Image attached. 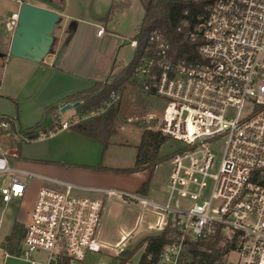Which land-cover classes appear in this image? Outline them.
I'll list each match as a JSON object with an SVG mask.
<instances>
[{
    "label": "built area",
    "instance_id": "1",
    "mask_svg": "<svg viewBox=\"0 0 264 264\" xmlns=\"http://www.w3.org/2000/svg\"><path fill=\"white\" fill-rule=\"evenodd\" d=\"M176 1L202 7L185 33L196 44L199 60L173 59L164 34L152 31L135 69L137 81L122 86L159 104L156 115L146 114L143 132L182 143L169 159L165 202L113 188L81 187L13 166L9 157L17 155L8 153L9 145L20 135L16 120L1 115L0 204L23 198L28 179L38 180L39 187L15 252L8 251L4 238L0 256L27 264H83L88 253L119 252L124 246L113 249L98 235L103 214L119 203L156 216L160 231L168 223L173 228L172 241L155 261L148 256V264H180L187 240L216 234L236 240L235 264H264V187L254 179L264 173V0ZM16 18L17 13L10 16L9 28ZM103 33L98 27L96 35ZM129 45L134 49L136 41ZM120 99H113L116 108ZM77 121L72 117V123ZM67 127L66 121L60 123V129ZM214 140H222L223 149L212 173ZM175 197L185 203H172ZM38 253L46 255L44 262L32 258ZM225 264L231 263L225 259Z\"/></svg>",
    "mask_w": 264,
    "mask_h": 264
},
{
    "label": "rangeland",
    "instance_id": "2",
    "mask_svg": "<svg viewBox=\"0 0 264 264\" xmlns=\"http://www.w3.org/2000/svg\"><path fill=\"white\" fill-rule=\"evenodd\" d=\"M24 1L39 5L33 0ZM110 2L112 1L94 0L93 10H98L101 5H106L110 8ZM121 2L126 3H122L125 4V7L122 8L118 6ZM16 4L17 2H15V0H0V45L4 44V48L2 47L3 50H1L4 54H6L8 50V46L6 45L10 34L7 25L8 18L12 12H18V9L15 8ZM114 5L115 8L110 14L108 13V15H110L109 20L106 23L101 22L100 24L103 29H106V36L115 34L119 36L120 39L121 37L125 39V41L122 39L118 40V45L113 52V57L117 59V66H122L127 64V62H123L120 59L127 61L131 59L132 50L129 47V40L133 38L141 24L143 9L139 0H115ZM93 31L95 30L93 29ZM114 38L115 37L112 36V40H114ZM93 47L94 44H91V48ZM112 47L110 41L98 45L95 54L107 56L113 49ZM92 52L93 50L91 49L90 54H92ZM90 57L89 55L88 58ZM107 57H105L106 62L109 60ZM16 60L18 59L11 56L0 58V115L16 120L17 132L32 128L37 123H41L45 133L42 132L44 138L28 142L24 141L19 147L18 138L9 145L11 148L8 153L16 154L17 152L18 154L16 157L10 156V161L14 165H20V163L29 161L33 162L35 158L38 159V163L48 167L73 170L78 167L82 168L98 164L100 160L105 163V159H110L112 162H115L116 159V163H120V165L125 166L127 169H141L144 166H148V168L146 167L147 170H153L155 166L162 163V159L165 156L170 159L173 152L182 146L181 142L171 139H167V141L160 143L158 142L157 135H152L151 133L147 134L141 131L142 128L146 126V114L149 113L152 116L156 115L159 111V104L156 101L142 98L139 90H128V92H124L122 87L120 104L119 107L114 110L112 123L109 128L107 149L105 153L102 154L103 147L100 142L93 138L80 135L70 129L69 126L75 114L74 107L63 112L61 117L59 116V105L64 99L77 92L76 90L78 88L76 90L75 88L73 89L76 85L75 82L66 76L60 75V73H51L50 71L41 73V78L38 76V79H35L37 75L28 68L29 65L27 64L29 63H20L17 61L19 65H15ZM102 69L103 68L98 69L96 75H101ZM14 71H16L15 73L17 74L19 73L17 79H14L12 75ZM78 81L79 80L76 82ZM79 83H83V81ZM77 85L79 89H86L84 88L86 87L84 84H82L84 86H80V84ZM5 95H11L12 100L4 98ZM52 107H57L58 109L54 112V116L53 114L50 116L46 115L47 110ZM92 115L87 114L83 120H87ZM129 120L130 122H128ZM62 121L68 123L66 129H60L59 124ZM127 124L128 126L126 127ZM151 125L154 126V122H152ZM49 127H53L54 129L49 130ZM124 128L125 130H123ZM211 147L215 157L212 173H215L222 155V140H214L211 142ZM169 159L154 171L153 177L157 179L156 181L160 182L163 177H165L166 173L168 176L170 171ZM37 181L38 180L34 178L28 179L24 196L20 200L5 206L0 204V241L9 236L11 237V245L15 244L17 241L19 243L23 226L28 220V214L34 200L35 192L39 187ZM134 183L135 181H124L122 191L138 194V191L134 190L136 187ZM113 189L119 190L117 187ZM79 195L83 196V194ZM172 203L183 205L185 202L175 197ZM127 212L128 213L124 215L123 222L124 224H128L127 230H130L134 226V218L139 215V212L135 213L130 209H128ZM119 218L120 214L115 211L108 216L105 225L106 232L109 235L107 241L113 244L115 240L118 239L116 233L118 230ZM145 221L143 224L142 222L139 224L137 230L132 234L130 239L127 240L125 245L128 246L129 249L139 243L144 237L143 234L147 232L145 229ZM19 247H21V249L23 248L22 245ZM116 252V250L108 249L98 254L88 253L83 264H111ZM142 253L143 246L137 248L129 261L125 264H139ZM32 258L42 263L46 255L44 253H38L32 255ZM225 259L228 263L235 264L238 261V256L235 252H230ZM0 264H6V257L0 256ZM7 264L23 263L13 258V260L8 261Z\"/></svg>",
    "mask_w": 264,
    "mask_h": 264
},
{
    "label": "trees",
    "instance_id": "3",
    "mask_svg": "<svg viewBox=\"0 0 264 264\" xmlns=\"http://www.w3.org/2000/svg\"><path fill=\"white\" fill-rule=\"evenodd\" d=\"M139 1L143 9V17L136 34L132 38V41H136V47L130 61L125 65L114 68L105 81L95 82L91 87L64 100V103H77L74 107L75 114L73 117H77L78 121L71 123L70 129L100 142L103 147L102 154L107 149L109 128L116 108V101H113V99L121 95L123 84L137 81L135 69L143 50L147 47V36L150 32L158 31L164 34L170 44V56L173 59H182L187 62H197L199 60L196 53V44L189 41L185 37V33L195 24V16L200 12L201 5H187L176 0ZM185 10H187V15H184ZM56 110L57 107L49 108L46 115L53 114L54 116ZM87 114L96 116L92 115L87 120H83ZM53 129V127H49V130ZM42 132L45 133L41 123H37L32 128L21 130L18 132L20 135L18 147L24 141L38 139L39 134ZM144 133L157 135L160 143L168 139V137L161 136L156 132L144 131ZM168 159L169 157L165 156L162 162ZM146 167L148 168V166H144L141 169H109L99 165L94 169L132 174L145 170ZM254 179L264 187V173H255ZM147 187L148 183L143 184L138 190V194L143 196ZM172 234L173 228L168 223L157 235L144 237L131 249L125 245L113 256L111 264H125L136 249L141 246H143V253L139 259V264H148L146 260L148 256L155 261L162 248L172 241ZM10 243L11 237L5 242V246L10 253H13L16 250L18 241L12 245ZM235 247L236 240L234 238L229 239L224 234H216L207 239H189L186 241L180 264H225V257L233 252Z\"/></svg>",
    "mask_w": 264,
    "mask_h": 264
},
{
    "label": "crops",
    "instance_id": "4",
    "mask_svg": "<svg viewBox=\"0 0 264 264\" xmlns=\"http://www.w3.org/2000/svg\"><path fill=\"white\" fill-rule=\"evenodd\" d=\"M53 1L57 3L58 5H61L63 3V12L61 13V16H60L61 18L60 25H59V28H57L54 32L55 43L53 47L54 55H55L61 49L63 45L65 46L61 59L59 61V64L57 66H51V65L43 64V63L36 64V63H32L26 60L16 58L18 60H16L15 65H19L17 61L20 63H29L27 64L29 65L28 68L32 70L34 74L37 75L36 77L34 76L35 79H38V76L41 78L42 76L41 73H44L45 71L46 72L50 71L51 73H60V75L66 76L67 78L72 79L75 82L76 85L73 87V89L75 88L76 90L78 88L76 90L77 92L85 90V89H79L77 84H80V86L85 85L86 87L84 88L87 89L91 87L95 82L105 81L108 78L110 72L114 68L119 67L117 66V62H116L117 59L113 57L114 56L113 52L118 45V42H119L118 40L122 39L123 41H125V39H123V37H121L120 39L119 36L115 34L113 35L111 34L113 37H115L114 40H112V36L105 35L106 33L105 28L103 29L104 33L101 36H97L96 30L98 27H102L100 24L101 22L106 23L109 20L110 15H108V13L110 14V12H112V10L115 8V5H114L115 0H111L112 2H110V8L107 7L106 5H103V6L101 5L98 10H93L94 0H53ZM15 2H17L15 8L19 9L21 2H26V1L15 0ZM27 3L37 5L32 2H27ZM122 3H125V2H121L120 5L118 6L123 8L125 7L126 3L125 4H122ZM12 14H16V12H12L11 15ZM10 16L8 18V22H9ZM8 29L10 31V34L8 36V41H7L6 46L9 47L13 28L8 27ZM93 29L95 31H93ZM109 41L112 43L113 49L107 55L108 57L106 55L102 56L99 54H95L96 52L95 50L98 45L107 43ZM130 41H132V39L129 40V42ZM91 44H94L93 48H91ZM2 47L4 48V44L0 45V53H2L1 51L3 50ZM91 49L93 50L92 54H90ZM130 49L132 50L131 51V57H132L134 49L132 47H130ZM89 55L91 56L90 58H88ZM105 57L109 58L107 62H106ZM120 60L123 62H127V63L130 61V59L129 61L122 60V59ZM100 68H103L102 74L96 75L97 70ZM15 72L16 71H14V74L12 75L14 79H17L18 78L17 75L19 73L17 74ZM77 80L79 81L76 82ZM80 81H83V83H79ZM4 98L12 100L11 95L9 96L5 95ZM65 104H68V103H64V101H62L58 109H60L61 106ZM61 114L62 113L59 112L60 117H61ZM128 122H130V120ZM127 126L128 124L126 125V127ZM125 128L123 130H125ZM16 155H18L17 152H16ZM37 160L38 159L34 158L33 162H30V161L24 162V163H20V165L19 164L14 165L12 163V165L15 167L24 169V170H28L30 172H33L35 174L41 175L46 178L68 182V183L81 186V187H92V188L117 187L119 188V190H122V188L124 187L123 182L124 181L128 182L130 180V181H135L134 184L136 187L134 190L138 191L143 184L148 183V187L143 197L147 198L150 201L159 203V204L164 203L167 197L166 185H167L169 174L167 176V173H166L165 177H163V179L160 182L156 181L157 179L153 177L154 171L158 169L161 165H163L165 161L155 166V168L152 171L145 169V170H142L136 173L123 175V174L115 173L112 171H99V170L94 169L98 167L99 165L105 168H109V169H127L125 168V166L120 165V163H116V159H115V162H112L110 159L109 160L105 159L104 160L105 163H103V161L100 160L98 164L89 165V166L82 167V168L78 167L73 170L72 169L64 170V169H60L56 167H48V166L38 163ZM37 182L39 183V181ZM128 209L132 210L135 213L139 212L131 207H124L123 205L119 203H115L112 205L111 210L103 214L100 227H99V232H98L99 240L111 246L113 249L115 245L119 243L121 244V246H124L127 240H129L132 234L137 230L139 224L141 222L143 224L145 220H146L145 229L147 230V232L143 234L144 237L154 236L160 232V230L156 228V222L158 218L149 212L143 213L141 215L139 213V215L134 218L135 219V221H133L134 226L130 230H127L128 224H124L123 221H124V215L128 213L127 212ZM115 211L116 213L118 212L120 214V218H119L118 230L116 233V236H118V239H116L113 244L112 242L107 241V238L109 237V235L106 232L105 225H106L108 216L114 213ZM127 234H131V235L126 240H123V237ZM8 238L9 236L5 237V240L7 241ZM106 250H103V251H106ZM11 260H13V258L6 257V264L8 263V261H11ZM16 260L20 263L27 264L23 260H18V259Z\"/></svg>",
    "mask_w": 264,
    "mask_h": 264
},
{
    "label": "water",
    "instance_id": "5",
    "mask_svg": "<svg viewBox=\"0 0 264 264\" xmlns=\"http://www.w3.org/2000/svg\"><path fill=\"white\" fill-rule=\"evenodd\" d=\"M33 1L39 5L21 2L7 53H0V57L11 56L36 64L57 66L65 46L54 55L53 32L59 28L63 3L58 5L53 0ZM76 105V102L65 104L59 111L63 113Z\"/></svg>",
    "mask_w": 264,
    "mask_h": 264
}]
</instances>
